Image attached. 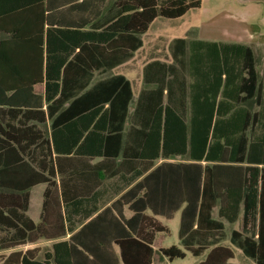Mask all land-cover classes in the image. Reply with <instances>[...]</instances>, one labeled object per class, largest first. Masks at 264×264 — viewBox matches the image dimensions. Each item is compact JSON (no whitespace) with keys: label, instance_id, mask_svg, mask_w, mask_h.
<instances>
[{"label":"trees","instance_id":"1","mask_svg":"<svg viewBox=\"0 0 264 264\" xmlns=\"http://www.w3.org/2000/svg\"><path fill=\"white\" fill-rule=\"evenodd\" d=\"M22 1L26 17L40 19H25L23 32L0 39V252L73 234L43 261L12 252L0 264H152L155 254L166 263L185 251L197 264H242L232 262L237 251L264 264V68L257 70L254 50L189 30L169 43L170 61L144 66L135 99L125 76L92 84L94 73L133 59L155 20L180 19L201 0H113L87 29L49 22L46 13L57 8L46 0ZM96 157L103 163L91 166L93 175L126 179L121 189L142 179L74 232L83 201L72 180L91 175ZM177 157L188 161L155 167ZM43 183L35 225L30 189ZM179 211L185 251L155 250L157 237L169 233L160 219ZM226 223L238 229L229 235Z\"/></svg>","mask_w":264,"mask_h":264},{"label":"crops","instance_id":"2","mask_svg":"<svg viewBox=\"0 0 264 264\" xmlns=\"http://www.w3.org/2000/svg\"><path fill=\"white\" fill-rule=\"evenodd\" d=\"M112 1L113 0H46V2H44V5H46V7L50 6L51 9L57 8V9H53V11L46 13V18L51 23H57L59 21H63L72 26H82L84 24L87 29L88 24L99 19L101 15L103 14L105 8ZM22 6H23L22 0H0V39H7L8 37H10V33H9L10 30H13L15 28H19L23 32V28H24L23 22L25 21V19L28 21H31L32 24L39 22L40 14H37V16H35L33 12L32 17H26V14L23 11L24 9H22ZM189 30L197 31L198 38L202 40L225 42V43H240V44L248 45L254 50L256 58L258 54V49L261 47L264 48V42L255 43V41H253L254 38L252 36L250 37V41L248 42H244V43L240 41L228 42V41L214 40L208 37H202L201 29L196 26L189 28L187 31ZM148 33L149 31L145 35L142 36V39L144 36L148 35ZM176 38H183V37H176ZM173 39H171L170 42ZM144 46H145V42H144ZM144 46L135 53V56L133 59L117 67L116 69L108 71V72H103V73H98V72L94 73L92 84H95L99 80H103L107 77H111L114 75H123L132 83V88H133V92H134L135 99H136L140 90L143 87V81H142L143 68L148 62L154 60V59H150L147 61L145 60V62H141L142 60L139 59V55L144 50L143 49ZM170 60H171V57H170ZM263 68H264V64L261 66H258L257 64V70L259 71V73L263 71ZM135 73H136V77L138 78L134 77ZM135 83L138 85L137 89H136ZM40 90H41V87H40ZM38 91H39V87H38ZM187 161L188 160L183 159L181 157H177L174 159H160L159 161L156 162L155 167H157L158 165L162 163H184ZM100 163L101 164L103 163L102 157H96L95 159L91 160L90 166H89V171H91V175L86 174L79 178H73L72 180L73 181L72 183L74 184H81L82 186L81 193H82V201H83V206L81 208L80 215L76 217V219L80 221V224H78L74 232H77L80 229H82L86 224H88L90 221H92L94 218L100 215L105 209L111 207V205L115 201H117L125 192H127L132 186H134L137 182H139L142 179L141 177L138 180L134 181L131 185H128L124 189H121L122 183L126 179H119L118 177H109L108 175L105 174V171H101L99 174L96 173L93 175L92 173L93 170L91 166L97 165ZM154 168H152L151 170H153ZM151 170L148 171L144 176H146L149 172H151ZM110 171L111 169H109L108 173ZM56 181L59 183V177L57 178ZM39 186L43 187L41 191V202L38 201V204L33 208L32 207V199L34 197L33 191ZM47 187H48L47 183H43V184L35 185L30 189V200H29V207H28L27 215L30 217V219L35 225L40 224L42 221L41 216H42L43 205H44V195H45V191ZM74 187L75 185L71 187V195L69 197H73L76 195ZM3 192L4 194H10L13 191L11 189H4ZM110 198L111 200H109ZM102 202L103 203L105 202V203L103 204ZM99 205H102V206L98 207ZM97 207H98V210L96 209ZM123 212L126 218H130L133 214L132 212L128 210V206L123 207ZM147 213L151 214V211H148ZM178 213L181 214V211L177 212L176 214ZM86 215L88 217L85 219ZM113 215H116V212L114 210L112 211V214L110 216L113 217ZM216 215H217V210L215 211V216ZM160 222L162 223L163 226L167 227L162 222V219H160ZM105 229H106L105 226H101L100 231L102 232V234ZM72 234L73 233H67L66 237L62 239H58V240L38 239L37 241H34L32 243H27L25 245L19 246L16 249L0 252V255L8 256L12 252L26 253L28 251H32L35 255L36 260L43 261L45 259L46 254L53 253L54 244L60 241L69 240ZM164 235H167V234H160L157 237L154 243V246H153L155 250L163 247V242L161 241V237ZM112 245H114V243H112ZM115 251H117V254L119 253V250L116 248H115ZM236 258H237V254H236ZM236 258L232 260V262L238 263L236 262ZM118 260H119V256H118ZM242 264H245V263H242Z\"/></svg>","mask_w":264,"mask_h":264},{"label":"rangeland","instance_id":"3","mask_svg":"<svg viewBox=\"0 0 264 264\" xmlns=\"http://www.w3.org/2000/svg\"><path fill=\"white\" fill-rule=\"evenodd\" d=\"M200 9L190 10L184 17L176 20L157 19L149 29L148 35L143 37L145 42L144 50L140 53L141 62L150 59L170 60L168 46L170 40L176 37H184L191 27H199L202 37L228 42H248L250 37L255 43L264 42V0H201ZM185 33V34H184ZM138 62V61H137ZM258 66L264 64V48L258 49ZM136 77V73L134 74ZM138 78V77H136ZM136 89L138 85L135 83ZM252 109H256L254 102L250 103ZM42 186L34 189L32 207L38 201L41 202ZM180 216L178 213L171 220L162 222L168 227L169 233L161 237L163 247L177 246L183 251L180 244L179 229ZM34 217V216H33ZM226 229L230 235L238 224L226 223ZM184 259H176L173 262L161 263L158 255L155 254L152 264H196L198 259L191 253L186 252ZM236 262L253 264L243 254L237 251Z\"/></svg>","mask_w":264,"mask_h":264}]
</instances>
